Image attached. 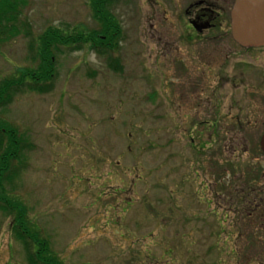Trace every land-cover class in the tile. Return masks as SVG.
<instances>
[{
	"label": "rangeland",
	"instance_id": "1",
	"mask_svg": "<svg viewBox=\"0 0 264 264\" xmlns=\"http://www.w3.org/2000/svg\"><path fill=\"white\" fill-rule=\"evenodd\" d=\"M171 2L114 0L110 12L122 33L112 50L59 47L47 89L17 93L0 108V121L25 139L3 195L25 206L31 228L62 264H264V220L233 216L224 196L212 197L216 185L223 189L216 171L238 185L246 169L256 178L264 172L256 152L264 129V53L237 50L238 66L224 73L226 80L215 79L197 47L180 42L185 0ZM25 16L31 35L0 43V84L38 66L30 42L37 45L48 27L98 28L90 0H29ZM229 77L237 84L225 83ZM214 105L220 151L203 157L192 148L193 129L208 139L195 124L212 119ZM235 116L244 120L239 136L251 148L240 161L236 143L243 142L223 135ZM213 209L218 217L207 215ZM12 220L0 209V264H28Z\"/></svg>",
	"mask_w": 264,
	"mask_h": 264
},
{
	"label": "trees",
	"instance_id": "2",
	"mask_svg": "<svg viewBox=\"0 0 264 264\" xmlns=\"http://www.w3.org/2000/svg\"><path fill=\"white\" fill-rule=\"evenodd\" d=\"M113 2L114 0H90L92 17L98 22L96 29L88 32H64L57 27H48L37 36V45L30 42L31 49H35L34 57L38 66L32 70L23 69L0 84V108L17 93H42L47 89L46 82L55 73L54 51H59V47L78 51L88 45L96 53L105 49L112 50L118 44L122 33L119 22L110 12ZM28 4L29 0H0V43L20 35H31V27L25 16ZM115 64L118 66L117 61ZM24 140L17 130L0 121V202L3 204L0 209L13 214L14 236L23 244L28 264H62L49 250L48 241L31 228L25 206L11 203L3 195L2 182L11 181L16 174L15 161L20 162L18 157Z\"/></svg>",
	"mask_w": 264,
	"mask_h": 264
},
{
	"label": "flooded vegetation",
	"instance_id": "3",
	"mask_svg": "<svg viewBox=\"0 0 264 264\" xmlns=\"http://www.w3.org/2000/svg\"><path fill=\"white\" fill-rule=\"evenodd\" d=\"M167 1L169 4H172L171 0ZM233 3L234 0H185L184 7L178 14L179 26L177 28H179L178 33L181 40L180 42L185 44L188 50L197 47V53L200 56L199 60L206 66L207 72L212 75L214 74L217 80L223 77L226 80L228 76L224 73L227 70L232 73L233 69L238 66L237 50L258 55L264 53V46L244 47L238 44L233 38L230 24V10ZM240 66L245 69L248 67L251 68V62L248 60H241ZM233 75L236 76V74ZM261 79L264 83V75L261 76ZM225 83L236 85V77H229ZM214 86L217 90L220 87L217 85V82H215ZM231 109L233 108L231 107ZM217 110L218 106L214 105L212 113L214 117L208 120L202 119L195 124L197 127H204V129L208 130L209 134L207 140L201 138L203 134L200 128L196 129L194 127L193 129L194 135L192 136L197 138V143L193 144L192 148H197V153L200 155L202 154L203 157L216 158L218 157L216 153L220 151L218 140L222 139V127ZM242 122H244V120L235 116L226 122L232 125L233 130H231V128L223 129L224 136L230 134L229 138H240L239 142H243L244 146L242 148L236 143V154L240 153L236 160L239 158V161L244 158L242 154L251 151L250 146L246 142L244 143L243 136H239L243 135L240 133ZM262 131L259 134L256 144V152L261 154L260 156H263L259 143ZM192 136L190 138L193 140L194 138ZM213 143L216 144V146L213 145ZM215 164L217 165V163ZM201 170L203 171V166ZM219 172L220 170L216 171V176L218 180L222 182L223 189L218 192L220 186L214 185L215 187L213 190H215V193L212 197L220 198L224 196L223 201L229 205V210L233 209L234 211L235 209L234 213L236 214H233V216H236L238 213L242 216L260 217L264 220V182L262 184L258 182L260 178L264 179V172L260 173L261 176L259 178H256L249 169H246L243 179L244 182H241V185H238L237 178L234 182H231L228 181L227 178H222ZM241 179L242 177L239 181H242ZM198 193V200L201 196L203 202L211 204L210 198L204 197V199L203 194L200 192ZM211 213L212 214L207 213V215L209 217H218V213L215 212L214 209ZM184 217L190 216L185 215ZM255 219L256 218L252 220V225ZM262 227H264V221L261 225V228Z\"/></svg>",
	"mask_w": 264,
	"mask_h": 264
},
{
	"label": "water",
	"instance_id": "4",
	"mask_svg": "<svg viewBox=\"0 0 264 264\" xmlns=\"http://www.w3.org/2000/svg\"><path fill=\"white\" fill-rule=\"evenodd\" d=\"M230 16L232 36L239 44L264 45V0H235ZM260 147L264 154V132Z\"/></svg>",
	"mask_w": 264,
	"mask_h": 264
}]
</instances>
